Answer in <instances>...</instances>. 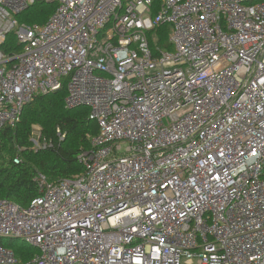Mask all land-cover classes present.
Returning a JSON list of instances; mask_svg holds the SVG:
<instances>
[{"label":"built area","instance_id":"1","mask_svg":"<svg viewBox=\"0 0 264 264\" xmlns=\"http://www.w3.org/2000/svg\"><path fill=\"white\" fill-rule=\"evenodd\" d=\"M37 1L0 0V129L64 83L98 131L82 173L0 199V239L36 249L0 264H264V0H49L21 23Z\"/></svg>","mask_w":264,"mask_h":264},{"label":"trees","instance_id":"2","mask_svg":"<svg viewBox=\"0 0 264 264\" xmlns=\"http://www.w3.org/2000/svg\"><path fill=\"white\" fill-rule=\"evenodd\" d=\"M160 1L153 0L155 13ZM54 9L53 2L38 0L17 17L24 24H43ZM169 34L170 26L160 23L149 37L151 46L171 49ZM10 40H13L12 36ZM2 48L8 51L6 46ZM14 49L17 52L19 46ZM66 92L63 83L60 89L35 94L22 107L16 125L0 129V161L4 155L8 156L7 162L0 164V199L27 207L39 195V174L48 180H57L83 172L78 155L89 149V137L97 134V123L90 119L88 107H65ZM36 125L40 129L34 139L32 132ZM17 155L19 162L14 163ZM17 242V239H0V243L12 250L19 263H26L36 249L21 240Z\"/></svg>","mask_w":264,"mask_h":264},{"label":"rangeland","instance_id":"3","mask_svg":"<svg viewBox=\"0 0 264 264\" xmlns=\"http://www.w3.org/2000/svg\"><path fill=\"white\" fill-rule=\"evenodd\" d=\"M39 126H34L33 127V132H32V137L34 138V139H36V137H37V133H38V131H39ZM7 160H8V156L7 155H4V159H2L1 161H0V164H2V163H4V162H7ZM17 243H19L20 242V240L19 239H17Z\"/></svg>","mask_w":264,"mask_h":264}]
</instances>
